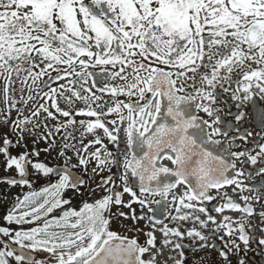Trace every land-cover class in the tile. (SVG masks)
Masks as SVG:
<instances>
[{
	"label": "snow or ice",
	"instance_id": "6c2138e0",
	"mask_svg": "<svg viewBox=\"0 0 264 264\" xmlns=\"http://www.w3.org/2000/svg\"><path fill=\"white\" fill-rule=\"evenodd\" d=\"M0 82L3 103L9 106L0 112V125L15 136V142L8 133L0 136V155L4 171L14 168L17 174L0 177V182L29 189L33 181L48 183L17 197L2 217L9 225L41 221L42 226L14 232L0 226V264H161L158 257L165 249L169 255L162 264H186L185 237L197 253L217 249L213 241L219 237L218 264H253L248 257L256 253L264 259V143L255 155L233 150L236 139L247 142L253 136L247 129L241 135L239 127L250 111L260 120L255 136L264 139V0H0ZM16 83L21 85L19 103H34L30 114L17 108ZM105 96L112 98L110 103ZM37 98L44 102L36 103ZM77 102L85 108L78 109ZM49 107L68 118L54 130L47 126L48 119L57 120ZM13 108L22 119L12 120ZM42 113L47 114L45 133L37 131ZM113 115L117 118L102 119ZM75 116L95 118L79 124L88 133L102 130L115 152L98 136L76 148L66 142L75 138L67 132L58 147L55 134L74 128ZM27 137L32 138L31 150ZM37 139L48 144L42 151L56 148L62 167L32 159L40 155ZM94 144L101 147L89 151ZM14 146L24 151L14 156ZM70 148L76 150L75 162ZM237 162L250 163L253 171L238 168ZM105 170L110 174L93 187ZM254 176L260 180L244 183ZM178 185L186 188L180 197L173 193ZM228 186H234V194L239 190L243 204L224 193L225 203L213 210L241 215L217 221L205 201L216 199L212 190L219 193ZM68 189L80 196L96 189L103 193L92 202L86 198L78 211L47 219L70 204L62 199ZM124 194L131 198L128 203ZM133 204L140 206L139 215ZM113 206L129 208L131 214L112 212ZM143 220L151 229L144 233V245L138 236L124 234L142 232ZM164 220H191L194 227L182 231ZM114 223L122 231H113ZM38 252L48 257L38 259ZM198 264L207 261L201 258Z\"/></svg>",
	"mask_w": 264,
	"mask_h": 264
},
{
	"label": "flooded vegetation",
	"instance_id": "af4514ba",
	"mask_svg": "<svg viewBox=\"0 0 264 264\" xmlns=\"http://www.w3.org/2000/svg\"><path fill=\"white\" fill-rule=\"evenodd\" d=\"M36 71H39V69L37 68ZM53 75H55V73H52ZM46 79V77H45ZM2 83V82H0ZM60 83H65V81H61ZM91 83V82H90ZM53 87L56 86V84H52ZM14 88L17 89V91L14 93V97L17 101V108L23 109L24 112L26 114H30V112L33 110L34 108V103L33 102H29L27 105L21 104L19 103L20 101V97H21V93L19 91L21 85L19 83H16L15 85H13ZM24 97L26 98L28 95L27 92V88H25L24 93H23ZM33 95L35 96V93H33ZM97 95H100V93H97ZM105 100L109 101V103L111 102L112 98L110 96H105L104 98ZM119 99L121 100H125L126 98L121 96L119 97ZM135 100V98H133V101ZM43 100H40L39 98H37L36 103H43ZM50 103V102H49ZM60 106L61 108L65 107L64 102L61 101L60 102ZM9 106L5 105L3 103V98L2 95H0V112H7L8 111ZM77 108L78 109H84L85 105L82 102H77ZM93 108H95V105H93ZM49 110L57 116V120H51L48 119L47 120V126L48 128H52L53 130L55 129V126L57 125L58 121H66L68 118L65 117H61L59 116V114L56 112L55 109H52L51 107H49ZM86 110V109H85ZM97 111H99V109H96ZM126 112V110H125ZM233 112H235V107H233ZM201 116H204L203 113H200ZM47 114L46 113H42L40 118H39V123H40V128L37 130L40 133H45V119H46ZM11 118L12 120H15L17 118L22 119L23 117L20 116L19 112H17L16 108L11 109ZM75 120L77 121V124L75 125V127L73 128L72 126L68 127L66 130L62 129L59 133H56L54 138L55 140L58 142V147H62L64 141H61V137L65 134V132L71 134V136L75 137L74 139H69L68 141H66L67 143H69L70 145L74 144L76 145V148H82L83 145H88L89 142L93 141L97 136L103 141L104 145H107L108 149L115 152V146L111 143H109V141L105 138L104 133L102 130L100 129H96L94 130L93 133H88L84 130V128H82L79 124V121L84 120L86 122L88 121H92L95 118H90V117H86V116H75L74 117ZM113 118H117L114 115L113 116H108V117H102L103 120L107 121L109 119H113ZM207 118V117H205ZM35 119V118H34ZM226 122L228 120H231V117H225ZM259 124H260V120L258 118L257 112L256 111H250L249 115L246 117L245 121L241 122L240 124V134L243 135L245 129L252 131L253 132V136L248 137L247 142H245L244 140H240V139H236L234 141V146H233V150L235 151H243V150H247L248 152H250L252 155H255L256 152L259 151L258 148V144H262L264 143V139H257V137L255 136V133L260 131L259 128ZM121 127H125V125H120ZM109 128H111V125H108ZM5 133H8V137L10 139L13 140V142H15V136L13 133H11L9 131L8 126L6 125H0V136H3ZM121 137H123V133L120 134ZM231 135H236L235 132H232ZM31 137H27L28 140V149L31 150L33 148V145L31 143ZM49 144L51 143V139L48 142ZM48 147V144H46L43 140L37 139V143L35 144V148L36 149H41L40 151V155L39 157H32V159L35 160H39L40 162H43L46 166H51V167H57L63 166L64 160L62 157H59L57 155V151L56 148H53L50 152H45L42 151V149ZM101 145H92L91 148H89V151H95L96 148H100ZM122 149L124 147L123 144H121L120 146ZM24 151V148L22 147H11L10 148V153L14 156L19 155L21 152ZM84 155H86V153H83ZM68 155L72 157L73 162L76 161V150L70 148L68 150ZM245 159V158H242ZM4 163H5V157L0 155V177H8V178H12L15 177L17 174L15 172V169L13 168L12 170L9 171H4ZM160 163H162L165 166L168 167H172L170 161L166 160V159H161ZM94 166V164L92 165ZM260 166V165H257ZM237 167H243L246 171H253V166L248 163V164H244L241 165L239 162H237ZM29 171L31 172L32 170L29 168ZM117 169L113 168L112 169V173H116ZM110 173L105 170L104 172H102L99 176L95 177V180L92 182L93 183V187H95V184L98 183L102 177H107ZM32 175H35V173H32ZM56 177H53L52 182L54 183L56 181ZM85 179H87V177H85ZM260 180V177H255L254 176V180H248L245 179L244 183L246 185H252L254 182H258ZM116 184L118 186L117 190L122 192L123 191V184L122 182L119 180V178H116ZM48 183L46 180H39V181H33V186L31 189H29L28 187H20L19 185L15 186V187H9L8 185H6L3 182H0V226L3 227H9L10 229L14 231L20 230V231H26L28 229H30L31 227H35V226H42V222L38 221L34 224H5V222L3 221L2 217L4 215H7L8 212L11 210L12 206L16 203L17 197H19L20 199L23 198L24 195H26L29 191H40L43 187H47ZM233 187L234 186H228L225 188L220 189L219 193L216 192V190H212L211 194L216 196V199L212 200L211 202H207L205 201V204L207 205V208L210 212V214L212 216H214L217 221L221 220L223 216H230L233 219H237L240 217V213L239 212H235L232 210H228L226 209L223 213H216L213 210V205H221L223 203H225V200L222 199V196L224 193H227L228 196H231L232 199L237 202L240 203L241 205L243 204L242 201H240L239 196H240V192L237 189L236 193H233ZM81 191H85L84 189H82ZM186 191V188L184 185H178L175 189H173V193L177 195V197L183 196L184 193ZM103 193V189H96V192L89 195L86 191H85V196H80L78 194H74L73 191L71 189H68L66 191L63 192L62 194V199H67L70 201V204L67 205H62L61 208H57L55 209L51 214H49V216L47 217V219L51 220L52 218L56 217L58 218L59 215L62 214L63 211L65 210H76L78 211L81 207H82V202L85 201V199L87 198V202H92L95 199L99 198V196ZM244 195H252L251 193H243ZM171 193L169 195V199H171ZM122 199L124 200L125 203H128L130 201V197L127 194H124L122 196ZM158 199V197H157ZM187 202V201H185ZM196 203V202H193ZM153 207H156L155 205H153ZM132 208H134L136 210V214L139 215L140 214V206L138 204H133ZM112 212H117V211H122L128 214H131V209L129 208H124L123 206H113L112 207ZM146 211V210H145ZM175 214V213H173ZM196 215H199L201 219H205L204 214L201 213H196ZM125 224L130 223V221H124ZM147 221L143 220L140 221L139 223V227L143 229L142 232L140 233H135V232H125L124 234L128 235L130 238L133 236H138V242L142 245L145 244L146 241V236L144 235L145 232L150 231L151 229L149 227H146L147 225ZM164 223L169 224V226H180V229L182 231H186L188 228H192L194 227L193 223L191 220L186 221V222H180V221H176V222H171L169 220H164ZM159 227V225L157 226ZM198 227V225L196 226ZM213 226L209 225L208 230H210ZM113 231H122V229L120 228L119 224L114 223L113 224ZM220 235H224L223 230L221 231ZM156 236V241H157V245L159 246L161 240H162V235L159 231H157L155 233ZM226 240L228 239L227 236L224 237ZM0 239H3V237H0ZM183 243L185 244L186 248H185V256H186V264H198L199 260L201 258H204L207 261V264H218L219 262V257H218V250H219V246L221 245V241L219 239V237H217L213 243H215L218 248L217 249H206L202 252H194L192 250L191 247H188V245H190L191 243V239L185 237V239L183 240ZM199 243V242H197ZM38 259L41 260H45L48 257L47 253H43V252H38L34 254ZM169 255V252L167 249L164 250V255L158 257V259L162 262L165 260V258ZM172 256H175L176 259H179V256L176 253H171ZM147 258V257H145ZM249 260L253 261V264H255V262H259V264H264V259H262L259 255V253L256 254H249ZM168 264H172V261L169 260Z\"/></svg>",
	"mask_w": 264,
	"mask_h": 264
}]
</instances>
